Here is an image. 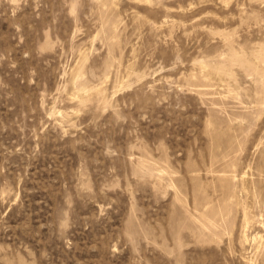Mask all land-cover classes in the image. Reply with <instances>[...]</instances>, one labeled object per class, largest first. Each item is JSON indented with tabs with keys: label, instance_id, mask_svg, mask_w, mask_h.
<instances>
[{
	"label": "rangeland",
	"instance_id": "rangeland-1",
	"mask_svg": "<svg viewBox=\"0 0 264 264\" xmlns=\"http://www.w3.org/2000/svg\"><path fill=\"white\" fill-rule=\"evenodd\" d=\"M0 264H264V0H0Z\"/></svg>",
	"mask_w": 264,
	"mask_h": 264
}]
</instances>
